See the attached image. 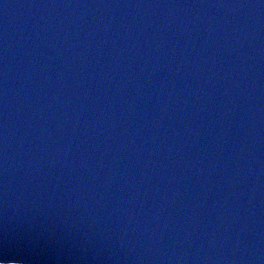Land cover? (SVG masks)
<instances>
[{"label":"water","instance_id":"1","mask_svg":"<svg viewBox=\"0 0 264 264\" xmlns=\"http://www.w3.org/2000/svg\"><path fill=\"white\" fill-rule=\"evenodd\" d=\"M0 264H264V0H0Z\"/></svg>","mask_w":264,"mask_h":264}]
</instances>
